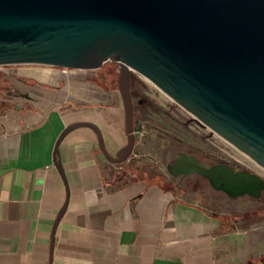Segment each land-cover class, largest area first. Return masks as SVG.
Returning <instances> with one entry per match:
<instances>
[{"label":"crops","instance_id":"obj_1","mask_svg":"<svg viewBox=\"0 0 264 264\" xmlns=\"http://www.w3.org/2000/svg\"><path fill=\"white\" fill-rule=\"evenodd\" d=\"M80 71L12 74L33 83L24 85V100L10 98L0 106V264H46L51 222L65 195L51 162L54 140L69 121H92L106 129L110 96ZM111 125L114 136L103 142L114 150L120 122L112 119ZM57 149L67 202L54 231L50 264H245L263 253L252 248L264 235L238 228L233 214L106 161L90 129L69 131ZM145 153L150 156V150Z\"/></svg>","mask_w":264,"mask_h":264},{"label":"water","instance_id":"obj_2","mask_svg":"<svg viewBox=\"0 0 264 264\" xmlns=\"http://www.w3.org/2000/svg\"><path fill=\"white\" fill-rule=\"evenodd\" d=\"M105 61L116 65L124 144L107 152L99 127L86 120L57 134L51 162L65 195L51 222L46 264L67 202L58 144L86 127L106 161L124 162L134 145L131 71L264 170V0H0V64L91 69ZM172 169L194 171L232 199L264 189L254 174L202 166L183 154L167 165Z\"/></svg>","mask_w":264,"mask_h":264},{"label":"flooded vegetation","instance_id":"obj_3","mask_svg":"<svg viewBox=\"0 0 264 264\" xmlns=\"http://www.w3.org/2000/svg\"><path fill=\"white\" fill-rule=\"evenodd\" d=\"M79 70H81L79 74L85 76L86 81L90 82L96 87L101 88L103 95L110 96L108 98L109 101L106 104L109 110L106 119L104 120L106 122L105 124L107 125L105 129L106 133H101L103 137L105 134V136H114V130L111 125L112 119L119 120L120 132L122 133L123 114L121 112L122 105L117 91L116 65L111 61H105L98 67ZM27 71H31V69L26 68L25 66L0 64V106L4 107V105L11 103L12 101L10 98L24 100L26 96L23 87L24 85L28 84L32 85L33 81L32 79H29V77L12 74L15 72L26 73ZM129 93L132 107V130L134 132V145L130 156L124 162L118 164L135 169L140 177L145 175V177L149 176L161 180L165 187L175 192L180 191L183 194L189 193L193 195V198L197 197L199 199L206 197L205 199H202L206 202L210 200L207 198V190L218 196L219 199H212L215 202H224L225 200L234 201L236 199L242 198H246L252 202H257V206H250L244 209L242 212L232 213L234 219L236 221L240 220L242 225L247 224L248 221L252 220L253 218H264V189L260 190L259 195L256 198L244 194L243 196L232 199L227 197L224 192L212 189L208 184L207 179L194 171L184 174L183 172L176 173L174 169H172V173L167 170V165L171 164L177 155L183 154L188 158H195L202 166L210 167L212 165L221 164L231 169H236L237 171L249 172L264 180V176L258 175V173H256L249 166V162H247L245 159H242L241 157L236 158L230 154L226 157H220L218 154L219 146L218 144L213 143L212 140L209 141L211 144L203 143L205 146L202 145L197 147L194 145H187L188 143L178 138L176 135L167 133L165 131L162 132L160 129H152L148 127V125L143 123L142 120L143 116L145 115L143 110H149L148 106L144 103L146 102L149 104V107H154V105H152V102L147 98L141 97L140 83L134 77L132 71L129 73ZM13 106H16L15 102L13 103ZM190 119L195 121L192 117ZM212 133L209 132L207 137L210 138ZM122 144H124V136L123 142L120 145ZM143 146L149 148L148 150L156 155V158L153 157L154 159H152L150 154V156H148V154L145 152L141 154L143 159L148 161V167L141 165V157L139 156L140 152L137 150ZM114 152H111V154L114 155ZM129 160H132V162ZM250 161L254 163L252 160ZM261 170L263 169L261 168ZM240 223H238L239 226H242ZM245 264H264V252L255 257H251V259L249 257Z\"/></svg>","mask_w":264,"mask_h":264},{"label":"rangeland","instance_id":"obj_4","mask_svg":"<svg viewBox=\"0 0 264 264\" xmlns=\"http://www.w3.org/2000/svg\"><path fill=\"white\" fill-rule=\"evenodd\" d=\"M25 66L26 68H30L33 71H39L40 69H56L58 70V66H52V65H42V64H36V63H15L12 64V66ZM69 71H74V68H67ZM134 74V77L139 81L140 87H141V97L147 98L149 101L152 102V105L154 107H149L150 105L147 104L146 102L144 103L145 105L148 106V109H144L145 115L143 116L142 120L143 123L148 125V127L152 129H160L162 132L165 131L167 133L176 135L178 138L184 140L187 145H194V146H202L203 143H209V141H213V143L218 144V154L220 157H226L227 155H232L236 158L241 157L242 159H245L247 162H249V166L256 172L258 175L264 176V171L261 170L260 167L252 163L246 156H244L242 153L237 151L234 147L229 145L227 142H225L223 139H221L219 136L216 134L212 133L207 127H201L200 124L196 123L195 121L191 120V115H189L185 110H183L181 107H179L177 104H175L171 99H169L165 93H163L159 88H157L154 84H152L150 81L142 77L136 72H132ZM101 103V101H100ZM99 103V104H100ZM75 116H84L87 117V114H79L76 112L71 113ZM63 115V114H62ZM73 115H67L66 119L75 117ZM76 121V120H75ZM73 122L69 121L68 123ZM67 123V124H68ZM98 124V123H97ZM96 124V125H97ZM98 126V125H97ZM78 128H84V127H77ZM73 129V130H75ZM99 129L102 130L101 133L105 132V129L102 125L99 124ZM212 133V138H208L207 135L208 133ZM106 133V132H105ZM106 135V134H105ZM104 135V137H106ZM103 137V136H102ZM119 143L121 144L123 142V135L119 131ZM205 146V145H203ZM119 147V146H118ZM117 147V148H118ZM116 148V149H117ZM105 149L107 152L111 153L114 152L116 149L112 150L108 148L107 144L105 143ZM149 148L143 146L141 148H138L139 150V156L141 157V165L148 167V161L143 159V154L146 152ZM150 155H153L155 157L156 155L153 152H150ZM152 157V159H154ZM156 158V157H155ZM132 162V160H129ZM156 161V160H155ZM128 162V163H130ZM135 170V169H134ZM137 176L139 174L136 173ZM208 197L210 200L209 201H203L208 204H211L210 207H212L214 210L220 211L222 214L223 213H230V215L233 212H242L244 209L250 206H257V202H252L249 201L246 198L242 199H236L234 201H220V202H215V198L219 199L218 196L215 194L211 193L208 191ZM188 199L193 198L192 194L187 193L186 194ZM202 198V197H201ZM206 198V197H205ZM202 198V199H205ZM214 199V200H212ZM222 200V199H221ZM233 217V216H232ZM234 218V217H233ZM237 226L240 223V220H237ZM240 225H242L240 223ZM241 227H246L249 228L250 231L254 234L253 236H263L264 235V218H253L252 220H249L247 224L242 225ZM238 226V228H241ZM254 238V237H253ZM248 238L244 239L241 241L240 245H243V243L247 240ZM249 240V244L253 241L252 237ZM257 244H253L255 246L252 248L258 249L262 252H264V241L262 238H257ZM258 246V247H256Z\"/></svg>","mask_w":264,"mask_h":264},{"label":"built area","instance_id":"obj_5","mask_svg":"<svg viewBox=\"0 0 264 264\" xmlns=\"http://www.w3.org/2000/svg\"><path fill=\"white\" fill-rule=\"evenodd\" d=\"M60 69H62V70H65L66 68L65 67H59Z\"/></svg>","mask_w":264,"mask_h":264}]
</instances>
